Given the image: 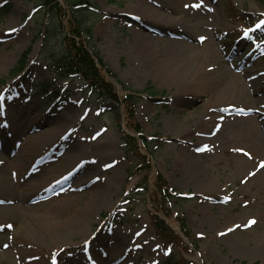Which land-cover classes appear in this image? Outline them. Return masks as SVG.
I'll list each match as a JSON object with an SVG mask.
<instances>
[{"label": "rangeland", "instance_id": "374dc122", "mask_svg": "<svg viewBox=\"0 0 264 264\" xmlns=\"http://www.w3.org/2000/svg\"><path fill=\"white\" fill-rule=\"evenodd\" d=\"M70 1L60 0L65 11L76 9ZM72 1L80 4L91 28L83 40L116 74L107 78L121 100L127 93L137 96L135 121L145 136L158 139L150 154L139 145L147 166L125 143L126 134L140 133L127 128L123 103L100 100L80 77L57 79L50 55L63 48L58 13L49 12L39 0H0L1 9L7 6L0 13V125L14 130L18 124H34L32 119L41 124L39 129L52 124L74 127L78 137L70 133L65 142L75 145L81 158L95 157L93 143L109 145L104 157L96 154L101 162L85 164L97 182L80 180L81 171L73 177L79 194L75 209L92 210L93 217L85 231L68 241L101 234L108 251L113 243L123 242L119 263L125 264H264V0H204L208 8L202 2L195 7V0H142L171 16L173 25L131 20L127 10L138 0ZM212 19H217L214 29L209 26ZM61 21L67 26L68 16ZM138 31L152 36L159 59H182L195 52L204 54L201 63L206 53L216 50V60L201 64L209 75L207 87L200 89L196 80L163 85L151 71L143 72L134 54ZM223 73L234 76L238 90L249 88L247 97L239 91L225 107L214 102L224 89V76L216 83ZM175 121L178 129L172 126ZM4 134L0 132V142ZM186 157L194 162L191 167ZM158 174L175 191L159 210L155 199L163 197ZM201 178L220 186L221 192L208 199L197 187ZM95 185L109 190L100 208L90 203ZM156 214L178 233L182 242L174 248L158 237ZM250 220L256 223L245 227ZM237 225L229 239L220 235ZM25 235L31 241L16 216L0 219V264L32 263L22 252L19 258L13 245ZM31 244L25 246L28 254H33ZM72 249L57 254L66 251L70 258Z\"/></svg>", "mask_w": 264, "mask_h": 264}, {"label": "bare ground", "instance_id": "6f19581e", "mask_svg": "<svg viewBox=\"0 0 264 264\" xmlns=\"http://www.w3.org/2000/svg\"><path fill=\"white\" fill-rule=\"evenodd\" d=\"M200 2L205 5V8H208V3L204 0H195V5H199ZM155 5L138 0L136 6H131L134 7L131 12L127 10V16L131 20L139 22L145 19L162 25H173L171 16ZM212 16L215 19L216 14L214 13ZM213 19L209 23L212 29L217 22V19L215 21ZM183 26L185 25L183 24ZM183 26L181 25L180 28L184 29ZM172 36L180 38L176 34ZM136 37L134 54L136 63L143 68V72L144 70L151 71L152 77L161 81L163 85H172L176 82L181 84L184 80H196L198 81L196 86L200 89L207 87L209 82L205 80L209 75L201 64L214 59L216 50L213 49L206 53V57L201 63L200 56L204 54L195 52L182 56V59L164 60L156 56L158 50L151 41L153 40L152 36L138 31ZM158 41L162 40L158 39ZM222 76L226 78L223 81L224 89L223 92L217 94L218 98L214 101L218 102V106L226 105L224 103L236 94L238 95L240 91L232 74H221L216 83L221 81ZM214 82L215 80L212 81V84ZM247 90H249L248 86H241V96L247 97ZM30 121L34 124H18L14 130L3 124L0 125V132L4 131L5 133L3 135L5 141L0 142V156H6L0 160V201H3L0 203V219H7L12 215L19 218L21 227L28 233L32 241L33 254H28L25 246H28L27 244L31 241L26 235L22 238L17 237L19 241L17 239L13 245L18 257L20 258L21 252L24 253L25 256L21 255V257L30 260L32 262L30 264H58L59 260L63 264H125L124 261L119 263L124 255V252L120 250L123 242L113 243V249L108 251L104 249L106 246L101 234L77 242L68 241L77 236L79 232L85 231L93 217L92 210L80 213L75 209L79 202V194L77 182L73 177L81 171L80 180L89 182L92 178L94 182H97L98 177L95 174L90 175L89 169H83V166L90 161L101 162L96 154L104 157V154L108 153L106 148L108 149L109 145L93 143L91 145L95 157L81 158L75 145L65 142L70 133L75 138L78 137L74 127L65 124H52L45 129H39L41 124H36V120L33 122L30 119ZM172 126L175 129L179 128L177 121ZM184 161L190 167L194 164V162L189 163L187 157ZM192 169L194 170V166ZM192 173L193 176L198 177V174ZM203 179L201 178L200 185L197 187L202 189L200 191L208 199L221 192L220 186L211 185ZM66 180L69 181L68 185L65 183ZM108 191L107 186L102 188L97 185L93 186L90 190L92 206L97 208L103 206L109 194ZM210 210H212V205H210ZM229 229L236 230L237 226L225 229L228 233H225V239L234 235L228 231ZM239 233L241 232L239 231ZM238 244L243 247L240 242H234L233 246ZM68 247H73L71 250L73 252L69 255L70 258L66 251L57 254L59 250Z\"/></svg>", "mask_w": 264, "mask_h": 264}, {"label": "trees", "instance_id": "16d2710c", "mask_svg": "<svg viewBox=\"0 0 264 264\" xmlns=\"http://www.w3.org/2000/svg\"><path fill=\"white\" fill-rule=\"evenodd\" d=\"M50 12L58 13L59 16V28L60 34L63 37V48L54 54L50 55L52 61V67L57 75L58 79L72 78L74 76H81L89 85L90 89L95 94L104 100H111L113 102L123 103L124 112L127 118V128L135 133H140L139 137L126 134L125 142L130 149L141 158L147 166H149L148 157L140 153L139 142L141 141L146 151H150L152 142L157 141L155 138H149L142 133L140 124L136 123L135 118V106L138 98L133 94H127L123 96L121 101L120 96L117 93L115 85L108 80L107 75L115 77L114 72L104 64L103 57L100 52L94 49L92 46H88L83 40V36L88 33L91 28L86 25L87 18L82 12V9H73L65 11L59 0H39ZM76 6L80 5L77 2H73ZM68 16V24L65 26L62 21V16ZM80 38V41H77ZM82 38V39H81ZM90 47V48H89ZM92 49V51L90 50ZM27 53L24 56L22 64L25 63ZM97 61L101 67L98 66ZM157 188L160 190L162 199H155L157 203V209L164 207L165 202L175 195V191L171 189L166 179L158 174ZM158 194V193H156ZM166 214L169 215V210L165 209ZM153 226L158 232V237L167 244L176 246V242H182L179 239L178 233L175 232L164 219L159 215H154Z\"/></svg>", "mask_w": 264, "mask_h": 264}, {"label": "snow or ice", "instance_id": "6c2138e0", "mask_svg": "<svg viewBox=\"0 0 264 264\" xmlns=\"http://www.w3.org/2000/svg\"><path fill=\"white\" fill-rule=\"evenodd\" d=\"M195 7H200V5H195ZM262 24H264V22H262ZM261 25H257V27L259 28ZM12 31H15V29H13ZM245 36H247V32L245 33ZM203 39V38H201ZM3 97L0 96V100H2ZM0 108H2V104H0ZM261 167L264 168V164H261ZM227 199V198H226ZM0 203H3V201H0ZM256 221L255 220H250L248 222L247 225H245V227H250L251 225L255 224ZM8 227H11V225H8ZM237 227H240L239 225H237ZM233 229H229L228 231H232ZM220 235H225V233H220ZM167 254V253H166Z\"/></svg>", "mask_w": 264, "mask_h": 264}]
</instances>
